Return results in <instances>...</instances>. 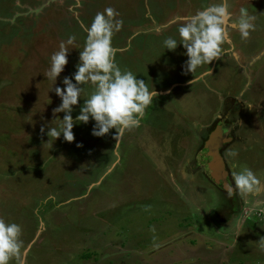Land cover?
Returning <instances> with one entry per match:
<instances>
[{
    "label": "rangeland",
    "instance_id": "1",
    "mask_svg": "<svg viewBox=\"0 0 264 264\" xmlns=\"http://www.w3.org/2000/svg\"><path fill=\"white\" fill-rule=\"evenodd\" d=\"M213 2L82 0L77 16L74 0H0V218L21 226L24 264H264V0H230L233 20L246 9L255 28L242 40L228 26L220 59L193 74L182 69L181 45L163 47L178 24L158 30ZM109 7L123 21L112 38L124 49L116 63L158 95L118 142L115 129L93 136L91 119L76 121L72 142L48 138L64 115L53 114L54 88L84 47L79 21ZM70 35L68 63L49 91L50 56ZM208 67L212 75L190 83ZM84 87L74 120L92 90ZM231 126L239 138L226 133ZM218 127L232 138L220 149L230 177L233 164L251 169L258 194L229 196L208 177L205 141Z\"/></svg>",
    "mask_w": 264,
    "mask_h": 264
},
{
    "label": "clouds",
    "instance_id": "2",
    "mask_svg": "<svg viewBox=\"0 0 264 264\" xmlns=\"http://www.w3.org/2000/svg\"><path fill=\"white\" fill-rule=\"evenodd\" d=\"M82 7V0H74L75 8ZM230 9V0H215L202 10L194 14L172 18L167 24L158 30H164L172 24H178L177 36H168L163 40V47L174 51L181 45L187 57L182 69L187 73H195L204 65L209 66L213 60L220 59L222 45L229 40L228 26L234 27L242 40H246L255 25L254 16L249 15L246 9H241L238 18L233 20ZM78 16V13H75ZM119 15L113 8L97 12L89 25L79 21L82 30L86 33L82 51H79L78 63L75 72L71 76H65L62 80L63 88H54L55 94L61 103L53 114L64 113L57 126H49L46 135L54 140L61 135L67 142L74 140L72 129L76 121L87 124L94 121L91 134L103 137L115 129L113 139L118 142L126 131L139 127L145 116L146 109L153 104L158 93L152 87L149 88L145 80L138 79L130 70H122L116 63V54L124 49L114 47L113 35L120 31L123 21L116 19ZM76 41L75 35H70L66 41H61L59 50L50 56L49 68L44 76L52 81L53 85L57 77L64 71L68 63L69 46ZM212 75L208 67L199 76H193L190 83ZM86 85L91 86V92L87 94L80 106L79 114L73 119V106L78 104V99L85 92ZM41 132L44 128L41 127ZM237 153L231 149L226 155L235 156ZM232 184L228 187L229 196L236 194L241 198L258 194L262 189L260 178L249 168L242 167L236 170V165H231ZM41 231L44 230L41 224ZM21 226L15 222H7L0 218V264H10L16 260L17 264H24V257L28 249L21 239ZM264 249V241L261 242Z\"/></svg>",
    "mask_w": 264,
    "mask_h": 264
},
{
    "label": "water",
    "instance_id": "3",
    "mask_svg": "<svg viewBox=\"0 0 264 264\" xmlns=\"http://www.w3.org/2000/svg\"><path fill=\"white\" fill-rule=\"evenodd\" d=\"M230 140L231 138L222 135L221 129L218 127L209 134L205 141V145L209 150L206 173L215 185L225 190H228L230 185L226 178L227 171L225 169V161L220 148L224 142Z\"/></svg>",
    "mask_w": 264,
    "mask_h": 264
},
{
    "label": "flooded vegetation",
    "instance_id": "4",
    "mask_svg": "<svg viewBox=\"0 0 264 264\" xmlns=\"http://www.w3.org/2000/svg\"><path fill=\"white\" fill-rule=\"evenodd\" d=\"M249 125V124H248ZM225 129H227V132L226 133H228V132H232V137H235V139H237V138H239V136H240V134L241 133H239L238 132V130H232V126L231 127H228V128H225ZM209 134H210V132H209ZM209 134H208V136H209ZM228 135V134H227ZM242 135V134H241ZM245 136V135H244ZM249 138V137H248ZM207 139V138H206ZM230 141H232V138H231V140ZM230 141L228 142V145L230 144ZM224 145H226L225 143L222 145V147L224 146ZM220 149H222V148H220ZM221 151V154L223 155V151L222 150H220ZM223 158H224V161H225V169H226V171H227V175H226V178H227V181H228V184L229 185H231L232 184V179H231V177H230V175H229V171H228V167H227V159L224 157V155H223ZM206 169H207V167H206ZM203 181V180H202ZM203 183H204V181H203ZM227 193H228V190H227ZM237 196V195H236ZM225 201H224V199H223V201H221V204L222 203H224ZM225 204V203H224ZM223 206V205H222Z\"/></svg>",
    "mask_w": 264,
    "mask_h": 264
},
{
    "label": "crops",
    "instance_id": "5",
    "mask_svg": "<svg viewBox=\"0 0 264 264\" xmlns=\"http://www.w3.org/2000/svg\"><path fill=\"white\" fill-rule=\"evenodd\" d=\"M168 22H169V20H168V21H165V24H167ZM152 23H153V24H158L157 21H154V22H153V20H152ZM249 126H250V125H249ZM249 126H248V130H249ZM249 131H250V130H249Z\"/></svg>",
    "mask_w": 264,
    "mask_h": 264
}]
</instances>
